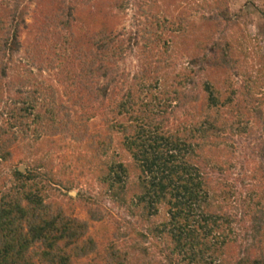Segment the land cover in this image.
<instances>
[{"label": "trees", "instance_id": "16d2710c", "mask_svg": "<svg viewBox=\"0 0 264 264\" xmlns=\"http://www.w3.org/2000/svg\"><path fill=\"white\" fill-rule=\"evenodd\" d=\"M85 2L77 15L72 14V6H69L70 20L66 25L69 36L63 45L71 46L81 59L89 62L82 66L81 82L74 79L65 86L69 97L84 111L76 120L71 113L67 114L68 118L60 127H68V133L76 136L74 131L79 121V129L82 126L88 128L85 121L96 114L106 117L111 111L116 115L117 121L107 126L108 134L92 133L91 137L98 142L93 149L99 156L94 158L102 160L111 151L119 150L110 155L114 160L110 162L111 169L102 184L108 188L113 200L134 217L136 225L151 236L155 257L166 264H264V254L256 256L252 251L253 243L248 247L252 255L244 254L236 261L220 258L223 253L227 254L223 251L226 241L221 227L229 222L228 214L220 212L230 204L231 180H234L239 160L237 153L247 136L260 139L262 161L259 165L255 163L258 166L253 172L246 170L241 177L255 178L260 189L258 193L251 190L250 198L237 199L234 204L251 209L256 202L260 214L264 215V55L258 50L251 52V44L241 39L245 34L233 31L237 24L231 29L229 23L225 25V30L230 32H227L226 47L218 62L217 78L209 69L196 76L189 66L169 68L161 57L155 66L149 63L140 77L146 95L134 93L122 97L110 90L109 81L98 87L93 84L99 77H107V71L111 69L107 63L125 57L131 46L113 31V21L109 18L94 21L97 11L83 12L90 4V1ZM216 8L221 24L224 16L218 4ZM210 23H204V30L200 26L192 27L197 38L195 48L199 52L201 49L215 52L217 41L208 47L204 43L220 31L217 27L221 28V25ZM45 44L44 40L35 42L41 48ZM154 48L161 56L160 47L154 45ZM146 50L144 54L148 55ZM41 58L46 60V57ZM63 59L67 66L69 59L66 56ZM33 60L36 61V57ZM50 61L58 65L56 62L61 59L55 60L52 53ZM224 73L229 74L228 83L233 73L241 75L242 85L236 88L230 81L231 84L221 90L219 85L227 81L224 79L223 82ZM175 75L177 82L171 81ZM188 85L198 86L200 94L191 98L192 94L185 91ZM173 94L175 100L179 97L189 103L192 100L189 110L185 106L183 118L176 116L178 124L183 126L180 129L185 131L182 135L165 123L169 114L167 101L172 100ZM88 99L91 100L89 104ZM35 101L39 109L34 111L33 117L36 115L38 128H44L43 117L53 123L61 117L58 112L63 110L65 102L56 91L45 92ZM114 129L121 132L117 140L111 134ZM6 131L0 136V161L12 157L8 148L15 140L7 138ZM208 152V160L201 165L199 162ZM127 158H131L130 162ZM28 173L15 170L14 185L6 191L0 188V264H125L128 261L129 253L125 249L131 246L129 244L126 248H112L116 253L111 252L108 262L102 258L103 254H110L108 248L105 247L108 251L104 249L105 245L100 247L104 224L99 222V226L97 223L106 214L103 209L100 212L95 207L89 208L85 218L66 219L67 214L62 209H56L48 202L43 179L42 184L27 187L28 181L34 178ZM130 226L132 236L144 234L138 227ZM251 236L262 243L264 223L254 226ZM91 251L98 254V260L89 263L83 257L92 254Z\"/></svg>", "mask_w": 264, "mask_h": 264}, {"label": "rangeland", "instance_id": "374dc122", "mask_svg": "<svg viewBox=\"0 0 264 264\" xmlns=\"http://www.w3.org/2000/svg\"><path fill=\"white\" fill-rule=\"evenodd\" d=\"M85 1H90V4L86 8L83 6V12L88 9L97 11L98 14L92 19L94 21L109 18L113 21V31L121 40L123 38L126 41L125 44L131 46L125 57L107 63L108 69L111 68L107 71V77L101 76L93 84L98 87L109 81L110 90L123 97L134 93L146 95L147 91L143 89L140 77L149 63L155 66L161 57L169 68L171 66L181 69L189 66L196 72V76L203 75L209 69L217 78L218 62L226 47L227 32H230L225 30V25L229 23L231 29L237 24L233 31L245 34L241 39L251 44V52L258 50L264 55V0H0V136L3 135L2 131L7 130V138L15 140L8 148L12 153L11 159L0 161V188L6 191L14 185L15 170L22 173L29 171L28 174L34 178L28 181L27 187L42 184L43 179L48 202L56 209H62L67 214L66 219L85 218L88 209L93 207L100 212L102 209L106 212L97 224H104L101 226L104 238L100 247L105 245L104 249L110 250V254L102 256L107 262L111 252L116 253L112 248H126L129 244L131 246L125 249L129 253V259L125 264H166L161 258L155 257L151 236L146 235L145 230L139 228V224L136 225L134 217H130L125 207L113 200L108 188L102 184L111 169L110 162L114 160L110 155L119 150L111 151L102 160L95 159L99 155L93 148L98 142L91 135L96 132H102L104 136L108 134L107 126L117 121L116 115L111 111L107 112L106 117L96 114L85 121L88 128L82 126L79 129V121L74 131L76 136L68 133V127H60L68 118L67 114L71 113L76 120L80 112L84 111L80 104L69 97L65 86L74 79L81 82L82 66L89 65V62L81 59L82 56L71 46L63 45L69 36L66 27L70 20L69 6H72V14L77 15L79 7ZM217 4L224 16L221 24L220 16L218 19L216 16ZM206 22H214L215 26L221 25V28L217 27L220 31L204 43L208 47L217 41L215 52L203 49L199 52L195 48L197 38L194 37L192 27L200 26L204 30ZM38 40H44V48L35 45ZM154 45L163 51L161 56L156 53V48L152 49ZM145 48L149 51L148 55L144 54ZM204 52H207L206 55ZM52 53L55 60L61 59V62L56 63L64 67L50 61ZM216 54L218 57H214ZM63 55L69 59L67 66L64 64ZM34 57L36 61L33 60ZM41 57H46V60ZM223 76V82L224 79L227 81L219 85L221 90L227 88L230 81L236 88L242 85L241 75L233 73L229 83V74L224 73ZM177 80L175 75L171 81ZM51 90L60 94L65 102L63 110L58 112L61 117L56 123L43 117L44 128H38L35 124L36 115L33 117L34 111L39 109L35 100H40L43 93ZM185 91L192 94L191 98L201 92L198 86L191 85ZM182 100L179 97L178 100L167 101L169 114L166 116L167 122L165 121L181 135L185 131L180 129L182 125L178 124L176 118H183L185 106L189 110L192 103V100L191 103ZM90 102L91 100L87 104ZM127 117L131 115L127 114ZM68 126L72 127V124ZM21 127L24 129L21 130ZM13 132L17 135H13ZM111 134L117 140L121 132L114 129ZM261 145L260 139L254 140L247 136L238 150L237 170L234 180H231L233 186L228 198L230 204L220 212L229 216V222L221 227L222 237L225 236L226 241L223 251L227 254L223 253L220 258L227 257L236 261L244 254L252 255L248 251L250 243H253L252 251L256 256L264 254V241L260 243L251 236L254 226L264 223V215L260 214L259 206L255 202L251 209H247L244 205H237L239 203L234 204L237 199L242 201L250 198L251 190L259 192L260 185L255 178L245 176L244 179L241 176L246 170L253 172L262 161ZM207 154L199 162L201 165L208 160L210 154ZM121 155L120 151L117 157L120 158ZM130 160L131 158L126 159L129 162ZM129 224L138 227L144 234L132 236ZM66 253L69 254V250ZM91 253L83 257L89 263L98 260V254Z\"/></svg>", "mask_w": 264, "mask_h": 264}, {"label": "water", "instance_id": "95a60500", "mask_svg": "<svg viewBox=\"0 0 264 264\" xmlns=\"http://www.w3.org/2000/svg\"><path fill=\"white\" fill-rule=\"evenodd\" d=\"M22 170V168H20Z\"/></svg>", "mask_w": 264, "mask_h": 264}]
</instances>
